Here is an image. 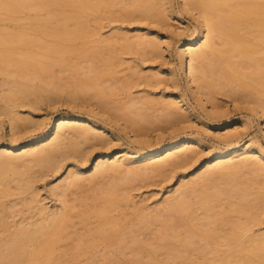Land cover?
Returning a JSON list of instances; mask_svg holds the SVG:
<instances>
[{
    "label": "bare ground",
    "instance_id": "1",
    "mask_svg": "<svg viewBox=\"0 0 264 264\" xmlns=\"http://www.w3.org/2000/svg\"><path fill=\"white\" fill-rule=\"evenodd\" d=\"M120 1L0 0V9L17 11L21 8L34 6L45 8L54 4L63 8L71 7L78 15L51 14L49 19L56 24L55 27L48 23L39 22L36 24V27L41 31L62 38L68 33L75 35L83 30L87 17L82 20L80 16L84 14L98 17L103 13L114 15L121 12L128 16L138 13L143 18L162 21L168 14L173 13L169 0H126L120 9H114ZM183 5L187 11L197 10L200 26L198 36L192 37L187 43V47L180 51L183 60L186 56L188 57V82L192 85L194 83L193 86L212 97L216 93V87L230 88V83L237 84L242 90L240 95L249 92L256 98L264 97V0H183ZM71 23H73V30H69ZM135 37V40H131L130 36L110 38L109 44L115 46L119 39H122L124 42L121 45H124L125 48L139 46L143 50L150 51L158 45L155 40L146 37V35L139 34ZM99 41L104 40L100 38ZM5 43H11L14 46L8 50L0 49V73L9 78L0 79L3 80L0 82V114L5 123L8 120L7 123L10 126V143H0V224L6 223L7 217L11 214L9 209L16 213L21 210L31 213V210L34 209V202L39 201L38 193L36 194L35 191L33 193L35 182L39 177L62 170H67V174L52 187V191L59 196L62 202L61 206L54 209L37 206V213L34 212L37 215H35L36 218L33 214V220L29 221L30 219L26 220L25 218L18 224L15 223L14 229L6 240L0 242V264H54L55 261H58L56 259L60 251L56 252V248L60 244L59 242L65 238L68 239L72 232L71 204L65 203L67 190L73 186L81 185L84 180L92 181L97 175L106 173L108 175L109 172L118 173L120 171H126L128 174L124 173L121 178L117 176V178L104 182L105 184L102 183L103 185L99 182L102 186L100 185L96 194L90 195L93 203H89L88 197V200L84 199L88 204L86 206L92 209L87 208L88 212L80 213L82 214L80 216L78 214L79 220L85 222L91 215L106 216V218L103 224L87 228L78 235V244L71 248L73 251L71 254L69 252V256L71 255L75 259L83 252L84 246L82 245L87 246L84 251H89L100 240L110 239L117 235L114 245L122 255H126V249L133 245L131 243L136 244L141 240L137 234H135L136 236L131 235L134 237L130 236L132 228H127L122 234H119L118 222L108 218L111 209L123 204L122 191L127 189L126 181H130L132 184V181L139 175L145 176L144 169L143 172H141L142 169L139 170L140 172L137 170L141 168L137 163L144 164L145 169L153 167L155 173L157 171L161 174L167 171L168 167L188 162L191 155L187 152L188 148L185 145L192 142V137L175 134L168 141L158 143H150L147 138H142L146 145L140 150L129 153L121 151L113 159L107 157L106 154H99L93 167L84 171L81 166H84L90 159V153L93 150L91 147L110 143L105 134L98 132V129L105 128V125L97 124L96 121L82 116L81 113L63 112L56 118L55 122L57 123L49 126L42 133L36 134L34 132L44 124V121L34 120L30 115L24 116L18 110V107L27 103L30 106L38 107L40 101L42 102L44 99L56 100L50 96L56 94L57 81L53 77L47 79V76L54 73L55 64L59 68L67 67L70 69L69 73L71 71L74 75L82 71V67L80 68L77 63L66 58L45 60L33 54L21 52V45L37 44V39L32 36L0 32V44ZM58 49L64 48L59 47ZM73 50L75 49H68V51ZM100 53L102 52H96V55L100 56ZM59 64L60 66H58ZM90 69L93 72L92 75L91 73L87 74L86 70L88 76H81L80 82L76 81L77 84L82 83L78 85L82 87V90L90 89V87L99 88L97 84L101 76L98 75L97 66L92 64ZM62 70L60 69V71ZM112 70L108 73L114 74ZM67 78L61 79L68 82ZM36 79L41 80L44 84H32V81ZM56 79L59 78L56 77ZM103 88L105 87L103 86ZM58 89L60 88L58 87ZM53 92L55 94H52ZM56 95L58 96V94ZM62 97L64 98V96ZM146 101L154 100L147 99ZM262 101V108L259 112L257 111V114H259V119L264 121V100ZM127 105V107L132 106V104ZM76 107L79 106H73V108ZM163 109L166 116L178 113L174 110L173 102H164ZM127 110L129 111V109ZM141 111L142 109L140 112L136 111V114L141 115L143 119L145 117L144 110ZM97 114L105 116L106 113L97 110ZM126 114L128 116L127 111L124 112L123 117ZM25 135L28 137L22 143ZM236 135L235 132L226 134L224 136L226 149L219 151L214 158L207 160L202 166L203 170L194 179L183 182L182 188L177 190L178 194L166 197L156 207L157 211L167 210L169 213L168 215L166 212L168 217L165 216L166 219L162 223L163 228L157 234L163 241L162 244H159L163 245L166 252L179 250L184 254L191 245L198 243L197 237L204 239L206 245L234 240L239 243V249L230 250L220 258L207 259L204 264H262L264 262V232L257 237L247 236L251 232L253 224L259 220V211L264 207V196L258 189L259 192L248 199L249 190L258 180H253L249 173L237 176L239 169L254 164L264 171V148L254 143L239 144L238 141L235 142ZM19 150L22 151L18 152ZM74 157L81 160H77L74 169H69L68 162ZM86 173L90 174L86 175ZM116 173L114 174L117 175ZM146 173L149 177V172ZM155 173L153 172L152 175L155 176ZM158 173L157 175H159ZM94 183L96 182L94 181ZM13 189L16 191L14 194H19L22 200L14 201L16 202L14 204L5 203L3 196L13 194ZM191 193H196L198 200L195 203L198 204V207L194 208L192 205ZM217 193L236 197L237 201L225 204L217 198ZM244 200L246 203L242 204ZM20 204L22 207H17ZM198 209L202 210L203 218L196 214ZM235 212L237 214L234 215ZM74 215L76 216L75 213ZM150 220L152 219L147 214H143L138 222L142 227L146 226L148 222L150 223ZM138 222H136L137 226ZM43 235L46 237L42 239ZM139 243L140 245L138 244L137 247L139 252H146L145 257L149 259L148 264H154L155 254L158 252L156 247H160L159 244L157 246L155 243L156 246L154 244L151 246L153 242L150 244L145 241ZM67 253L65 252V254ZM169 253L171 254V252ZM71 257L69 258L71 259ZM51 260L55 261L47 263ZM102 263L122 264L118 258L112 256L106 257Z\"/></svg>",
    "mask_w": 264,
    "mask_h": 264
},
{
    "label": "rangeland",
    "instance_id": "2",
    "mask_svg": "<svg viewBox=\"0 0 264 264\" xmlns=\"http://www.w3.org/2000/svg\"><path fill=\"white\" fill-rule=\"evenodd\" d=\"M125 1L121 0L114 9H120L121 5L125 4ZM169 2L173 13L168 14L162 21L143 18L138 13L132 16L124 15L121 12H117L114 15L103 13L98 17L84 14L80 16L82 20L87 17L83 30L75 35L68 33L63 38L41 31L36 27V24L39 22L48 23L50 26L55 27L56 24L49 19L51 14L59 13L61 16L78 15L71 7L63 8L54 4L45 8L34 6L21 8L17 11L0 9V32L32 36L37 39V44L21 45V52L33 54L45 60L66 58L72 62L74 61L73 63H77L80 68L82 67V71H79V73L81 72L80 75H77L79 73L74 75L71 71L69 73L68 70L70 69L67 67L64 70L55 64L53 67V69L56 68L55 71L53 70L54 73L51 76H47V79L55 78L56 84L60 88L58 89L57 87L58 91L55 89V93L58 96L54 92L52 94L55 95L50 96L54 100L56 99L57 103L50 99H44L42 102L40 101L38 107L30 106L27 103L18 107V110L24 116L30 115L34 120L44 121V124L34 132L36 134L42 133L49 126L57 123L55 122L56 118L63 112L81 113L82 116L91 118L97 124L105 125L106 127L98 129V132L105 134L110 143L107 145L98 144L94 148L91 147L93 150L90 153V159L84 166H81L84 171L93 167L99 154H106L107 157L113 159L118 152L129 153L134 150H140L146 145L142 138H147L150 143L168 141L175 134L191 136L193 139L190 144L185 145L188 148L187 152L191 155L188 162L168 167L169 169L164 173L162 172L163 174L157 171L155 173L153 167L145 169L144 164L137 163L141 167L137 170L141 171L142 169L141 172H143L144 169L145 176L139 175L137 179H134L135 181L132 179V184H130V181H126L127 189L122 191L124 196L123 204L114 207L108 214L109 219L118 222L119 234H122L127 228H132L130 229L131 232L129 231L130 236H136L135 234H137V237L141 240L136 244L131 243L133 245H131V248L126 249V255H122L114 245L118 235L110 239L100 240L89 251H84L87 246L85 244L82 245L84 246L83 252L75 259L71 255L69 256V252L71 254L73 251L71 248L78 244L77 238L80 233L87 228L103 224L106 218V216L91 215L85 222L79 220L80 217L78 216L88 212L86 209H89L86 206L88 205L86 204L87 201L84 199H89V203H93L90 195L96 194L106 181L117 178V176L121 178L124 173L127 175L128 172H114L117 175L109 172V177H107V173L97 175L98 177L96 176L94 180L92 179L93 182H96L94 184L87 179L81 185L68 189L65 203L71 204L70 211L73 214L72 232L68 239L65 238L63 239L65 241L61 240L59 242L56 252L60 251L61 253H58V258L56 259L58 261L53 260L56 262L54 264H103L102 261L106 260V257L111 256L118 258L122 264H148L149 259L145 257L147 253L139 252L137 248L140 245L139 242L145 241L148 244L153 242L151 246H156L155 243H157V246L159 243L162 244L163 241L157 234L163 228L162 223L169 215L167 210L157 211L156 207L166 197L178 194L177 190L180 189L183 182L194 179L203 170L202 166L207 160L214 158L219 151L226 149L224 136L230 132H235L237 133L234 138L235 142L238 141L239 144H259L264 148V121L259 119V114H257V111L259 112L262 108L264 97L256 98L254 94H249V92L240 95L242 90L236 83H230V88L216 87V93L212 97L203 90L193 86L194 83L193 85L190 84L188 82V57L186 56L185 60H183L180 51L187 47V43L192 37L198 36L200 29L199 13L197 10L190 12L184 9L183 0H169ZM72 24L69 30H73ZM139 34L155 40L158 45L150 51L143 50L139 46L125 48L124 45H121L124 42L122 39H119L115 46L109 44L110 38L130 36L131 40H135V36ZM100 38H103L104 41H99ZM11 46H14V44H0V49L8 50ZM59 47L64 49H58ZM68 49L75 50L68 51ZM99 51L102 53L97 56L96 52ZM92 64L97 66L98 75L100 74L101 76L99 79L101 83L98 82L97 84L99 88L101 87V90L98 87L97 89L96 87H90V89L88 88L89 91L88 89H83V91L82 87L78 86L82 83L77 84L76 81H79L81 76H88L86 75V70L88 71L87 74L90 75L91 73L92 75L93 72L90 71ZM60 69L63 70L60 71ZM111 70L114 74L108 73ZM7 77V75L0 73V79L4 80ZM56 77L59 79H56ZM60 77L62 79L68 77L67 80L69 81H62ZM2 81L0 80V82ZM32 82V84L35 83L37 85L44 84L39 79ZM147 99L154 101H146ZM164 102H173L174 110L178 111V113L166 116L163 109ZM106 103L108 104L106 105ZM127 104H132V106L127 107ZM75 105L79 107L73 108ZM141 109L142 111L144 110L143 113L145 114L143 119L141 115L136 114V111L140 112ZM97 110L105 112V116L97 114ZM125 111H127L128 116L126 114L123 117ZM7 122L8 120L6 123L3 121L0 114V143H10V126ZM27 137L28 135L24 136L22 143ZM87 149L90 150V148ZM21 151L19 150L18 152ZM74 159L68 162L69 169H74V164H77V160H81L77 157H74ZM147 171L149 172V177H147ZM153 172L155 176L152 175ZM237 173L239 177L243 173H249L253 180L256 179L255 181L258 180L257 182H259H256L253 188L249 190L248 199L252 198L259 190L264 196L263 170L254 164L239 169ZM66 174L67 170H62L57 173L50 172L38 178L37 182H35L33 193H38L37 198L39 201L34 202V209L31 210V213L24 210L16 213L9 209L11 214L7 217L6 223L0 224V242L6 240L9 233L14 229L13 225L18 224L25 218L26 220L30 219L29 221L33 220V214L34 218H36L37 206L49 209L61 206L62 202L59 196L54 194L52 187L60 182ZM88 174L90 173H86V175ZM99 182L103 184L101 185ZM12 191L13 194L3 196L5 203L14 204L16 203L14 201L18 200L19 202L22 200L19 194H14L16 193L14 189ZM191 194V202L195 208L198 205L195 203L198 197L196 193ZM217 195V198L225 204L237 201L236 197H231L224 193H217ZM245 203V200L242 201V204ZM17 207L21 208L22 205H17ZM196 212L197 215H200V218H203L202 210L198 209ZM143 214H147L152 220L146 226L141 227L138 219ZM233 214L235 215L237 212ZM258 215L259 220L253 224L252 230L247 236L257 237L264 232V207L259 211ZM136 222H138V226ZM74 229L75 231H73ZM45 237V235L41 236L42 239ZM197 239L198 243L191 245L184 254L180 253L179 250H171L169 251L171 252L170 254L166 252L163 245L159 244L162 247L161 249L156 247L158 252L155 254L154 264H204L207 259L220 258L228 251L240 248L239 243L234 240L206 245L204 239L199 237ZM175 243L178 244L177 241ZM65 252L68 253L65 254ZM146 259L148 260L146 261ZM53 261L51 260L47 263Z\"/></svg>",
    "mask_w": 264,
    "mask_h": 264
}]
</instances>
